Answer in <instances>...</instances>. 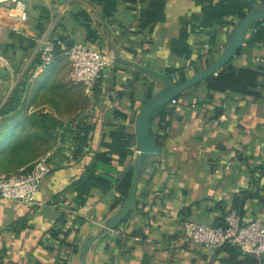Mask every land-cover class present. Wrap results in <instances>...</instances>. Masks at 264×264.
Returning <instances> with one entry per match:
<instances>
[{"label": "crops", "instance_id": "crops-1", "mask_svg": "<svg viewBox=\"0 0 264 264\" xmlns=\"http://www.w3.org/2000/svg\"><path fill=\"white\" fill-rule=\"evenodd\" d=\"M25 1L29 10L26 22L11 15V1L0 2V29L34 41L9 59L13 71L1 74L0 147L10 137L20 145L26 133L36 131L30 121L34 114H51L60 126L51 138L37 130L39 134L30 137L28 148L12 151L8 162L0 158L2 174L28 169L48 153L52 163V172L41 186L39 205L21 207L0 197V264H64L75 256L74 247L81 251L90 237L96 239L86 255L88 264H237L223 259L227 255L222 246L212 249L186 238L184 226L216 224L244 193L252 196L245 199L242 222L264 221V21L259 19L248 29L243 54L233 58L236 64L261 73L258 90L262 97L216 93L202 81L197 88L184 91L177 103L165 106L171 111L163 122L165 129L159 136L151 132L162 154L144 165L131 213L108 231L109 219L125 203L113 207L120 194L112 188L80 204L73 183L84 175L97 152L107 150L111 131L121 125L136 138L132 147L135 164L137 116L166 87L164 81L135 65L176 83H180L181 72L187 79L207 69L228 47L242 19L239 13L247 11L246 0H166L162 12L153 8L152 0H118L112 18L104 15L103 4L89 0ZM263 5L264 0H257L253 9ZM42 7L48 10L49 19L40 36L37 24ZM41 38L106 50L112 64L103 73L101 94L95 95L93 85L76 83L70 75L71 102L64 101L57 86L37 101L32 93H43L45 84L55 76L47 70L40 79L39 72L44 71L39 66L36 88L29 94L32 102L24 100L17 111L2 117L1 110L16 86L15 67L32 65ZM83 85L90 99L85 111L79 98ZM116 110L128 117L121 118ZM84 119L94 132L80 154L73 138ZM66 129L74 130L73 135L68 136ZM110 158V168L123 175L129 162L121 165L116 154ZM53 227L60 230L65 244L60 242L62 238L51 236Z\"/></svg>", "mask_w": 264, "mask_h": 264}, {"label": "trees", "instance_id": "trees-1", "mask_svg": "<svg viewBox=\"0 0 264 264\" xmlns=\"http://www.w3.org/2000/svg\"><path fill=\"white\" fill-rule=\"evenodd\" d=\"M93 3L103 4L104 6V15L108 18H112L115 12L117 11V1L118 0H89ZM128 2H136V0H126ZM257 0L245 1L247 4V11L253 9ZM245 4V6H246ZM166 0H152V6L154 9L162 10L165 8ZM247 11H242L239 13L240 18H243L247 15ZM49 19V12L46 8L42 7L41 16L38 20L37 30L39 35L42 36L46 30V23ZM264 21V17L260 19ZM5 35L8 36L9 41L6 40ZM62 40V41H61ZM54 40L61 41L64 43L66 48L73 46L70 42L65 39ZM30 41H27L23 36L19 35L14 31H10L7 33L6 28L0 29V52L4 54L8 59H14L15 54L18 49L29 47ZM65 49L61 46L57 47V52L55 56L54 63L62 59ZM243 54V50H239L237 56H241ZM42 65L41 54L38 52L36 57L31 65L32 68H36ZM210 66V63L208 64ZM173 72L174 70H169ZM104 73V72H103ZM103 73L101 77L94 83L93 85V93L95 95L101 94L102 88L104 87L105 81L103 79ZM4 77V76H2ZM186 79L184 72H181L180 81L182 82ZM206 86L216 93H238L245 96H251L255 99H259L262 97L260 90L258 88L261 85V73L253 69L251 67L239 65L235 63V59H232L228 62L222 69H220L216 74L211 75L209 78L205 80ZM200 84H196L192 86L189 90L195 89ZM188 90V91H189ZM183 94H180L175 98V100L180 99ZM23 89H19L15 87L11 95L1 110L2 117L10 114V112L17 111L19 106L23 104ZM116 113L121 118H127L128 116L121 112L117 111ZM171 111L166 109V107L160 109L155 112L150 121V130L156 136H159V131L165 129L163 122L168 114ZM33 124L37 126L36 131L32 134L29 132L25 134V138L22 144H17L13 142V137H10L8 142L0 147V158L3 161L8 162V157L11 156V152L19 149L28 148V144L32 137H36L39 132L37 130H41L43 134L47 135L51 138L56 132L57 127L60 126V121L51 114H34L32 119L30 118ZM126 125H121L116 127L110 133L111 142L106 143L107 150L99 151L93 157L90 165L87 166L86 172L80 178L75 180L73 186L77 193V198L79 199L80 204H84L89 197L103 195L106 194L112 188H115L117 192L120 194L115 199V203L113 207L116 208L121 203L125 202L133 180V175L135 171V164L132 159L133 150L132 147L136 144V138L130 135L127 132ZM77 133H75L74 141L79 146L78 153L83 154L87 143L91 140L92 134L94 132V127L87 122V120H83L75 129ZM74 130L66 129V134L68 136L73 135ZM2 135V133H1ZM31 137V138H30ZM50 144V143H49ZM39 146V145H38ZM49 148L53 147V144L48 145ZM112 154H116L119 156V163L121 165H126L125 172L123 175L118 176L115 169L110 168ZM32 166H30L26 170H30ZM106 167L108 170L104 172L100 171L101 168ZM2 174V173H0ZM13 173H8L5 175H10ZM251 193H244L241 197H237L233 204L232 209H235L240 214V217L245 212L244 204L245 199L251 198ZM230 209V210H232ZM229 210V211H230ZM229 211H225L223 215L219 218V222L213 224L214 226H222L225 225V218ZM51 236L56 239H61L60 230L57 227H53L50 230ZM61 243H66L64 238L61 239ZM224 255L223 259L227 261H233L237 264H258L261 263L256 257L246 254L242 251V249L236 245H232L230 243H226L222 246ZM75 256L72 259H69L64 262V264H82V260L80 258V251L78 247H74ZM241 256H244L245 259H240Z\"/></svg>", "mask_w": 264, "mask_h": 264}, {"label": "built area", "instance_id": "built-area-1", "mask_svg": "<svg viewBox=\"0 0 264 264\" xmlns=\"http://www.w3.org/2000/svg\"><path fill=\"white\" fill-rule=\"evenodd\" d=\"M11 1L9 7L12 16L22 22L29 20V10L25 0H0L1 3ZM65 49L73 63L71 77L76 83L94 85L102 73L111 67V59L106 50L85 45H73L66 48L61 41L48 38L40 39L39 53L42 68H48L55 61L57 47ZM0 67L8 72L13 71L9 59L0 52ZM0 74V86L2 83ZM174 104L177 100L172 101ZM52 172L51 154H45L34 161L30 170L21 169L19 173L0 174V197L13 201L16 205L31 208L39 205L38 196L44 179ZM184 236L196 245L217 249L226 243L236 245L246 254L264 261V221L254 219L242 222L237 210L232 209L225 218V225L214 226L200 223H187L184 226Z\"/></svg>", "mask_w": 264, "mask_h": 264}, {"label": "water", "instance_id": "water-1", "mask_svg": "<svg viewBox=\"0 0 264 264\" xmlns=\"http://www.w3.org/2000/svg\"><path fill=\"white\" fill-rule=\"evenodd\" d=\"M263 17L264 5L253 9L250 13L243 17L234 28L228 47L223 52L221 57L207 69L199 71L192 77H189L180 83H176L173 79H170L157 71L148 69L140 65H135L137 68L145 70L151 75H154L156 78L164 81L166 83V87L156 93L153 99L146 102L142 106L137 116L135 124L137 134V153L132 185L122 209L109 219L107 227L108 231L114 230L119 225H121L131 213L136 202L139 177L144 168V165L151 158L158 157L162 154V149L158 146L156 137L150 131V121L154 113L170 104L177 96L182 94L188 88L199 84L202 81H205L211 75L216 74L228 62H230L237 55L239 50L242 49L245 40V34L247 33L248 29L254 24V22ZM29 44L33 46L34 41L30 40ZM0 74L7 75L8 70L0 67ZM95 239L96 237H90L84 243L80 251L82 264H88L86 255L90 251Z\"/></svg>", "mask_w": 264, "mask_h": 264}, {"label": "rangeland", "instance_id": "rangeland-1", "mask_svg": "<svg viewBox=\"0 0 264 264\" xmlns=\"http://www.w3.org/2000/svg\"><path fill=\"white\" fill-rule=\"evenodd\" d=\"M47 70H51L52 74H54L55 76L51 79L50 82H48V84H45V88H44L45 91L43 92L44 94L39 93L36 96L35 93H32V95L35 96V100L37 101L42 100L44 96L46 95L47 91L50 90V88L57 86L64 94L63 95L64 101L71 102L72 89L70 88V85H73V83L71 80L68 79V76L72 74L73 63L70 60V58L67 55L63 56L62 59H59L58 61L53 63L48 68H43L44 72H39L38 77L42 79L43 76H45L44 73H46ZM38 71H41V69L39 67H36L34 69L31 67V64L25 63L22 66L16 65L15 71L13 73L14 80L16 81L15 87H18L20 90L23 89V96H22L23 101L27 100L29 101V103L32 102L33 98H29V94L32 91H34V89L36 88V82L38 79L37 77ZM35 77H37V79ZM85 89L86 87L85 85H83V86H80V90H79L81 108L84 109V111L88 108L90 104V99L87 96V92L85 91ZM48 145H51V143Z\"/></svg>", "mask_w": 264, "mask_h": 264}]
</instances>
